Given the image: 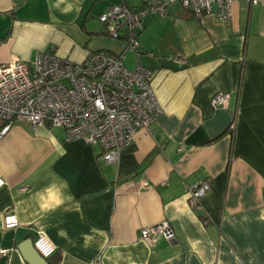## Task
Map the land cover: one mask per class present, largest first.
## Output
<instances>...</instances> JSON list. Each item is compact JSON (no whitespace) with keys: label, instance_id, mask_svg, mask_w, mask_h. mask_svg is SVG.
Instances as JSON below:
<instances>
[{"label":"crops","instance_id":"obj_1","mask_svg":"<svg viewBox=\"0 0 264 264\" xmlns=\"http://www.w3.org/2000/svg\"><path fill=\"white\" fill-rule=\"evenodd\" d=\"M160 1L0 0V63L118 54L125 40L98 15ZM136 33L140 51L125 64L152 71L160 112L116 162L61 128L13 122L0 138V248L27 264L17 246L40 231L55 247L47 264H264V0H237L228 20L168 4L142 15ZM216 94L226 105H212ZM201 181L209 189L193 205ZM161 222L172 239L140 238Z\"/></svg>","mask_w":264,"mask_h":264},{"label":"built area","instance_id":"obj_2","mask_svg":"<svg viewBox=\"0 0 264 264\" xmlns=\"http://www.w3.org/2000/svg\"><path fill=\"white\" fill-rule=\"evenodd\" d=\"M236 1L161 0L141 10L116 3L108 6L98 19L110 36L125 40L120 53L97 50L89 52L82 61H73L53 52H43L32 62L14 59L0 63V138L13 122L25 120L33 126L61 128L66 139L96 144L105 162H116L136 132L148 128L160 112L151 85L152 71L143 66L128 68L125 64L127 51H140L136 29L141 16L149 12L164 14L165 7L174 3L199 17L212 13L228 20ZM170 58L177 64L184 62L179 56ZM211 103L224 106L227 96L216 94ZM3 185L0 176V188ZM208 189L206 181L193 184L189 188L190 202L197 205ZM3 222L7 229L18 223L15 214L9 212ZM139 235L149 244L159 237L167 240L174 237L167 222L144 226ZM32 245L44 259L55 252L53 244L40 231ZM0 255L9 264V249L0 248Z\"/></svg>","mask_w":264,"mask_h":264},{"label":"water","instance_id":"obj_3","mask_svg":"<svg viewBox=\"0 0 264 264\" xmlns=\"http://www.w3.org/2000/svg\"><path fill=\"white\" fill-rule=\"evenodd\" d=\"M17 248L27 264H47V260L34 249L30 238L23 240Z\"/></svg>","mask_w":264,"mask_h":264},{"label":"rangeland","instance_id":"obj_4","mask_svg":"<svg viewBox=\"0 0 264 264\" xmlns=\"http://www.w3.org/2000/svg\"><path fill=\"white\" fill-rule=\"evenodd\" d=\"M112 39H114V38H112ZM114 40H117V39H114Z\"/></svg>","mask_w":264,"mask_h":264},{"label":"trees","instance_id":"obj_5","mask_svg":"<svg viewBox=\"0 0 264 264\" xmlns=\"http://www.w3.org/2000/svg\"><path fill=\"white\" fill-rule=\"evenodd\" d=\"M202 218H203V216H202ZM53 256V255H52ZM50 258V257H49ZM48 259V258H47Z\"/></svg>","mask_w":264,"mask_h":264}]
</instances>
